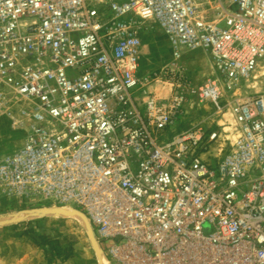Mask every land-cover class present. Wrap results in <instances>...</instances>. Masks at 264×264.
<instances>
[{
    "label": "built area",
    "instance_id": "built-area-1",
    "mask_svg": "<svg viewBox=\"0 0 264 264\" xmlns=\"http://www.w3.org/2000/svg\"><path fill=\"white\" fill-rule=\"evenodd\" d=\"M147 21L210 52L227 129H179L181 85L139 94ZM263 63L264 0H0V114L28 126L0 191L81 211L111 264H264V93L238 92Z\"/></svg>",
    "mask_w": 264,
    "mask_h": 264
},
{
    "label": "rangeland",
    "instance_id": "rangeland-1",
    "mask_svg": "<svg viewBox=\"0 0 264 264\" xmlns=\"http://www.w3.org/2000/svg\"><path fill=\"white\" fill-rule=\"evenodd\" d=\"M141 36V76L144 83L139 94L152 92L157 97H168L173 88L181 85L179 89L186 92L187 103L179 129H227L233 123L232 115L227 112L217 119L213 116L212 106L201 102L198 93L209 79L218 78L210 52L201 47L194 50L184 48L181 56L177 57L168 36L152 21L146 22ZM165 67L169 69L167 76L162 72ZM146 78L148 81H145ZM238 92L264 93V63L242 83ZM18 109L16 104H10L0 114V157L14 153L25 143L28 126L26 122L15 120L20 117ZM218 154L215 150L205 157L214 162L217 156L221 157ZM36 208L43 207L25 200L7 198L0 191V264H100L85 222L57 215L29 217L27 211ZM43 238L66 251L61 255L55 254ZM69 247H72L73 257L63 262Z\"/></svg>",
    "mask_w": 264,
    "mask_h": 264
},
{
    "label": "water",
    "instance_id": "water-1",
    "mask_svg": "<svg viewBox=\"0 0 264 264\" xmlns=\"http://www.w3.org/2000/svg\"><path fill=\"white\" fill-rule=\"evenodd\" d=\"M58 213H65L69 216H72L74 214H79L82 216V218L85 222L86 231H87V233H88V235L92 241L93 247L95 248L96 253L99 257L100 264H102L101 258L103 256V251L98 244L94 229H93L89 219L87 218V216L84 213H82L79 210L67 211V210H64L63 208H51V207L36 208V209L30 210V211H27V214L29 215V217L32 215H35V214L52 215V214H58Z\"/></svg>",
    "mask_w": 264,
    "mask_h": 264
},
{
    "label": "trees",
    "instance_id": "trees-1",
    "mask_svg": "<svg viewBox=\"0 0 264 264\" xmlns=\"http://www.w3.org/2000/svg\"><path fill=\"white\" fill-rule=\"evenodd\" d=\"M43 240H44L45 243L50 245L51 249L53 250V252L55 254L57 253V254L61 255L63 252L66 251V249H64L63 247H57L53 243L49 242V240L47 238H43ZM67 251H68V254L66 255L65 259H63V262H65V261H67V260H69V259H71L73 257L72 247H69L67 249Z\"/></svg>",
    "mask_w": 264,
    "mask_h": 264
},
{
    "label": "bare ground",
    "instance_id": "bare-ground-1",
    "mask_svg": "<svg viewBox=\"0 0 264 264\" xmlns=\"http://www.w3.org/2000/svg\"><path fill=\"white\" fill-rule=\"evenodd\" d=\"M64 210H67V211H73L75 209H64ZM24 215V214H23ZM35 215H39V214H35ZM35 215H32V216H35ZM52 215H57V216H67V217H70V218H75V219H79L81 222H84L83 218L81 215L79 214H74L72 216H69L65 213H58V214H52ZM101 261H102V264H111L109 259H107L106 257L102 256L101 258Z\"/></svg>",
    "mask_w": 264,
    "mask_h": 264
}]
</instances>
